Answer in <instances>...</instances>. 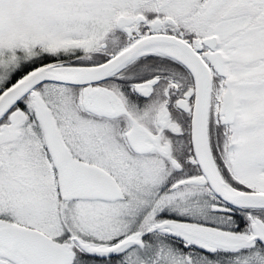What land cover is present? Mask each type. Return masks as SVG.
<instances>
[{"label":"snow or ice","instance_id":"6c2138e0","mask_svg":"<svg viewBox=\"0 0 264 264\" xmlns=\"http://www.w3.org/2000/svg\"><path fill=\"white\" fill-rule=\"evenodd\" d=\"M0 264H264V0H0Z\"/></svg>","mask_w":264,"mask_h":264}]
</instances>
